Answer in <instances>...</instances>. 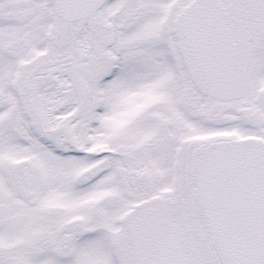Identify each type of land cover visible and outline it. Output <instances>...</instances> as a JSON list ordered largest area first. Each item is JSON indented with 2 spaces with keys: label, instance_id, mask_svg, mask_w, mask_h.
Instances as JSON below:
<instances>
[{
  "label": "snow or ice",
  "instance_id": "obj_1",
  "mask_svg": "<svg viewBox=\"0 0 264 264\" xmlns=\"http://www.w3.org/2000/svg\"><path fill=\"white\" fill-rule=\"evenodd\" d=\"M0 264H264V0H0Z\"/></svg>",
  "mask_w": 264,
  "mask_h": 264
}]
</instances>
